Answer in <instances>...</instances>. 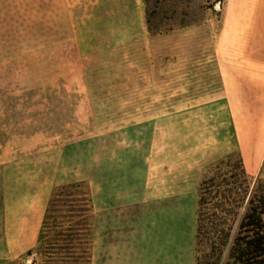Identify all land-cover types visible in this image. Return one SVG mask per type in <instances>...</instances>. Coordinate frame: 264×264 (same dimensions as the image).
Here are the masks:
<instances>
[{
	"label": "rangeland",
	"instance_id": "rangeland-1",
	"mask_svg": "<svg viewBox=\"0 0 264 264\" xmlns=\"http://www.w3.org/2000/svg\"><path fill=\"white\" fill-rule=\"evenodd\" d=\"M237 7L0 0V264H235L241 167L264 189Z\"/></svg>",
	"mask_w": 264,
	"mask_h": 264
},
{
	"label": "trees",
	"instance_id": "trees-1",
	"mask_svg": "<svg viewBox=\"0 0 264 264\" xmlns=\"http://www.w3.org/2000/svg\"><path fill=\"white\" fill-rule=\"evenodd\" d=\"M241 181L240 191H242L240 204H244L242 207L243 215L241 223L239 224V230L241 232L248 231L250 236L245 240L243 237H238L234 242L233 253L235 264H264V189L256 192L249 190L250 186L247 183V178L244 173L243 167H241ZM231 179H236V176H231ZM259 183L256 180L254 186ZM219 183L214 177L204 181L199 188L200 203L206 205L208 200L204 198V194L211 197L213 194H217L219 189ZM237 184V182H236ZM66 187H62L61 191H64ZM213 193L211 190H213ZM231 193V192H229ZM224 201L227 203L234 200L230 195L223 196Z\"/></svg>",
	"mask_w": 264,
	"mask_h": 264
},
{
	"label": "crops",
	"instance_id": "crops-1",
	"mask_svg": "<svg viewBox=\"0 0 264 264\" xmlns=\"http://www.w3.org/2000/svg\"><path fill=\"white\" fill-rule=\"evenodd\" d=\"M237 1V26L231 62L239 71L264 73V0Z\"/></svg>",
	"mask_w": 264,
	"mask_h": 264
}]
</instances>
